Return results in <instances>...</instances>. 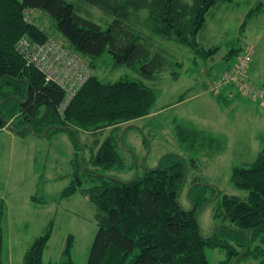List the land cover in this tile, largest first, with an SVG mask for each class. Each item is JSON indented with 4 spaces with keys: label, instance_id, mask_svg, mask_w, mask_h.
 <instances>
[{
    "label": "trees",
    "instance_id": "obj_1",
    "mask_svg": "<svg viewBox=\"0 0 264 264\" xmlns=\"http://www.w3.org/2000/svg\"><path fill=\"white\" fill-rule=\"evenodd\" d=\"M80 1L106 12L113 21L103 28L79 14L75 4L66 0H0V130L11 122L14 129H23L16 132L20 135L47 136L59 131L71 135L76 148L77 173L61 197L80 191L97 208L99 230L87 264H209L207 247L227 250L228 257L222 264H239L247 259L264 264V148L253 164L233 170L232 182L236 188L248 191L246 198L219 192L222 208L216 216L222 217V223L209 237L202 235L197 215L216 192L210 198L197 193L196 187L200 185L194 180L187 194L194 208L185 209L180 201L186 185V168H196L195 160L188 163L182 156L166 153L159 160L158 168L145 170L128 182L98 175L101 170L106 173L123 167L113 132L124 128L121 125L148 118L157 101L154 89L145 81L155 80L165 70L168 59L162 52L152 51L154 38L174 40L194 53L211 58L218 48L207 50L196 37L205 28L210 9L218 1L231 0ZM262 5L247 14L241 29L248 20L264 11ZM80 10L85 9L81 7ZM143 10L148 11V17L142 26H137L136 17ZM41 13L53 19L55 29L63 37L61 44L84 58L94 71V61L109 53L115 67L127 66L142 78H126L113 83L100 80L93 72L66 103L65 89L55 81H48L37 65L27 62V53L33 51L31 47L48 44L53 36L36 24ZM145 28L150 34L142 32ZM23 39L30 44L24 54L19 50ZM154 46L160 49L159 42ZM245 47L242 50L234 48L229 55L240 56ZM232 64L225 67L221 77L232 70ZM250 73L251 67L245 79L253 84ZM240 93L235 83L228 84L219 90L218 102L222 100L230 106L237 98H242ZM251 100L264 108L259 100ZM129 127L132 126L126 129ZM108 130L111 136L103 141L97 138L90 144L93 150L91 165L85 168L82 164L85 156L81 161L79 158L86 146L80 141L78 132L98 135ZM175 134L183 144L208 136L182 125L177 126ZM144 142L148 147V140ZM81 171L93 185L79 187L78 182H83ZM50 238L49 230L35 239L25 255V264H45L43 257ZM72 241L70 235L66 254H63L68 257L66 264H74L70 260ZM2 248L1 220L0 264Z\"/></svg>",
    "mask_w": 264,
    "mask_h": 264
},
{
    "label": "rangeland",
    "instance_id": "obj_2",
    "mask_svg": "<svg viewBox=\"0 0 264 264\" xmlns=\"http://www.w3.org/2000/svg\"><path fill=\"white\" fill-rule=\"evenodd\" d=\"M66 1L74 3L79 14L103 28L113 21L112 16L97 7L86 5L80 0ZM261 3L264 9V0L218 1L210 9L206 16V26L196 40L207 50L218 48L211 58L194 53L174 40L154 38L152 51L162 52L168 59L165 70L155 80L145 81L155 91L157 101L152 113L156 114L121 125L124 128L113 132L118 141V153L123 167L98 173L128 182L137 172L141 175L145 170L157 167L166 153L182 156L188 163L195 160L196 168L191 166L189 169L180 201L185 209L192 207L187 194L194 180L200 185L196 187L197 193L210 198L216 192V196L197 215L204 237L211 236L213 230L222 223V217L216 216L222 208L219 192L241 198L248 195V191L234 186V168L250 166L264 148V108L251 100L253 95L242 92L240 100L246 101L245 105L233 103L227 106L222 100L218 102L219 94L213 91L214 79L221 77L225 67L232 63L231 66L237 65L239 56L229 55L231 50H242L247 45L254 46L256 50L250 65L251 69L253 66L252 80L262 86L252 85L258 89L264 88V11L248 20L245 28L241 29L247 14ZM81 7L85 10H80ZM147 17L148 11H141L136 17L137 26H142ZM36 24L53 35V41L61 44L60 39L63 37L55 29L49 15L41 13ZM142 32L150 34L146 28ZM158 42L160 49L154 46ZM175 63L182 66L177 67ZM94 65L96 76L105 82L142 78L137 71L127 66L115 67L109 53L96 59ZM173 72L179 74L176 76ZM203 83H207L208 90ZM199 93L202 96L193 99ZM178 125L197 129L208 136L183 144L175 134ZM127 126L132 127L126 129ZM49 134L20 135L12 129L0 130L2 264H25V255L32 243L49 230L51 238L44 252L45 264L69 262L63 254H66L64 251L70 235L73 238L70 260L74 264L88 263L99 230L97 208L80 191L61 197L63 191L76 179V148L69 133L59 131ZM98 135L78 132L80 141L86 146L84 154L79 158L81 161L85 156L82 163L85 168L91 165L89 162L93 150L90 144L97 138L105 140L111 136V131ZM145 139L149 142L148 147ZM141 154H147L146 159ZM80 176L83 182L79 187L88 188L93 185L89 177L83 176V171ZM205 253L209 264H222L228 257L227 250L220 248L207 247ZM260 262L247 259L239 264Z\"/></svg>",
    "mask_w": 264,
    "mask_h": 264
},
{
    "label": "built area",
    "instance_id": "obj_3",
    "mask_svg": "<svg viewBox=\"0 0 264 264\" xmlns=\"http://www.w3.org/2000/svg\"><path fill=\"white\" fill-rule=\"evenodd\" d=\"M29 46V41L23 39L19 44L20 52L22 50V54H24V52L26 50L28 51L30 48ZM31 48H33V51H29L26 55L28 64L37 65L38 68L47 75L48 81H55L64 88L67 92V99L69 101L86 83V78L93 75V69L77 54L70 51L62 44L58 45L51 40L48 44L37 45ZM255 54L256 50L254 46H246L245 50L238 58L237 65H234L230 72L228 71L215 82L213 91L218 93L224 86L235 83L241 93L248 92L252 94L254 97L252 99L259 100L264 106V92L254 87L245 79L246 72ZM73 63L80 65V70L73 66Z\"/></svg>",
    "mask_w": 264,
    "mask_h": 264
},
{
    "label": "crops",
    "instance_id": "obj_4",
    "mask_svg": "<svg viewBox=\"0 0 264 264\" xmlns=\"http://www.w3.org/2000/svg\"><path fill=\"white\" fill-rule=\"evenodd\" d=\"M254 65V64H253ZM252 69H253V66H252ZM251 69V70H252ZM251 74V73H250ZM252 78V77H251ZM253 82H254V84L255 85H257V86H262V85H259V83H257L256 81H254V80H252ZM208 83V82H207ZM207 83H203V86H204V88L206 89V90H208V88H207V86H206V84ZM202 96V93H199L198 95H196V96H193V99H195V98H199V97H201ZM240 99H242V98H237V100L235 101V102H233V103H235V104H238L239 103V105H245L247 102L246 101H244V100H240ZM184 102H186V101H184ZM218 105V104H217ZM223 107V106H222ZM243 107H245V106H243ZM223 110V109H222ZM156 114V112H153V113H151V116L152 115H155ZM8 130V129H7ZM2 131V130H1ZM142 156H144V158L146 159V156H147V154L145 155H143V154H141Z\"/></svg>",
    "mask_w": 264,
    "mask_h": 264
},
{
    "label": "water",
    "instance_id": "obj_5",
    "mask_svg": "<svg viewBox=\"0 0 264 264\" xmlns=\"http://www.w3.org/2000/svg\"><path fill=\"white\" fill-rule=\"evenodd\" d=\"M29 128H30V130H32V127L31 126H28ZM15 132H20V131H22V130H15L14 128H12ZM33 132V131H32ZM83 154H84V152H83ZM82 154V155H83ZM159 165H160V161L158 162V165H157V168L159 167ZM136 166H137V164H136ZM149 170H151V169H149ZM188 172H189V168L187 167L186 168V174H185V178H184V182L186 181V179H187V175H188ZM99 176H103V177H106V178H110V179H115V178H111V177H109V176H107V175H104V174H98ZM138 176V172H137V174H136V176H135V178ZM78 185L80 186L81 185V182H78ZM205 206V205H204ZM203 206V207H204ZM194 207H192V209H193Z\"/></svg>",
    "mask_w": 264,
    "mask_h": 264
},
{
    "label": "bare ground",
    "instance_id": "obj_6",
    "mask_svg": "<svg viewBox=\"0 0 264 264\" xmlns=\"http://www.w3.org/2000/svg\"><path fill=\"white\" fill-rule=\"evenodd\" d=\"M50 40H52V39H50ZM52 41H53V40H52ZM54 42H55V41H54ZM55 43H56V42H55ZM58 45H60V44H58ZM58 56H59V55H58ZM66 62H67V61H66ZM75 67H77L79 70H80V68H81V66L78 65V64H76ZM89 78H90V77H87V78H86V82L89 80ZM66 102H69V100H68L67 98H66Z\"/></svg>",
    "mask_w": 264,
    "mask_h": 264
}]
</instances>
